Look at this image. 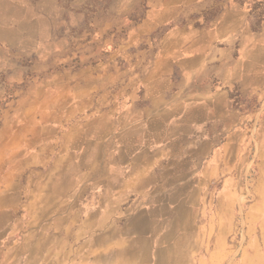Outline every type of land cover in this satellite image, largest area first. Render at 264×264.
<instances>
[{"label": "crops", "instance_id": "crops-1", "mask_svg": "<svg viewBox=\"0 0 264 264\" xmlns=\"http://www.w3.org/2000/svg\"><path fill=\"white\" fill-rule=\"evenodd\" d=\"M258 117L264 0H0V264H219Z\"/></svg>", "mask_w": 264, "mask_h": 264}, {"label": "rangeland", "instance_id": "rangeland-1", "mask_svg": "<svg viewBox=\"0 0 264 264\" xmlns=\"http://www.w3.org/2000/svg\"><path fill=\"white\" fill-rule=\"evenodd\" d=\"M252 126L253 131L236 136L235 168L229 175L221 169L219 180L205 185L202 193L206 205L235 210L229 220L218 217V232L205 233V254L218 251L219 264H264V118L258 117Z\"/></svg>", "mask_w": 264, "mask_h": 264}]
</instances>
